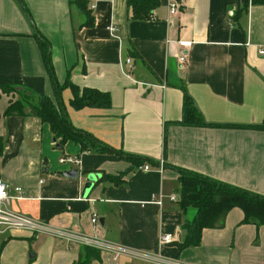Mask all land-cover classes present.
<instances>
[{"label": "crops", "instance_id": "0c3cea01", "mask_svg": "<svg viewBox=\"0 0 264 264\" xmlns=\"http://www.w3.org/2000/svg\"><path fill=\"white\" fill-rule=\"evenodd\" d=\"M22 1L28 16L16 0H0V83L53 97L37 31L50 44L60 86L110 97L107 109H74L64 88L70 123L143 161L81 152L73 142L60 149L47 123L4 116L9 97L1 96L0 180L13 196L9 209L49 231L5 234L0 264H73L84 246L100 251L92 264H150L157 252L178 264H264V224H241L238 208L204 229L197 247L180 249L181 226L193 211L184 214L170 201L179 199L175 168L264 196V129L247 127L264 123V5L158 0L152 19L132 21L126 0H83L94 19L83 26L69 0ZM171 5L178 6L174 15ZM183 92L212 126L177 123ZM61 156L79 158V165L59 164ZM144 165L148 171L138 170ZM71 169L77 178L62 175ZM89 174L97 180L84 198ZM160 234L173 240L160 246Z\"/></svg>", "mask_w": 264, "mask_h": 264}, {"label": "trees", "instance_id": "16d2710c", "mask_svg": "<svg viewBox=\"0 0 264 264\" xmlns=\"http://www.w3.org/2000/svg\"><path fill=\"white\" fill-rule=\"evenodd\" d=\"M16 1L28 16L23 1ZM250 3L264 5V0H250ZM69 4L83 16V26L93 25L94 19L87 9L85 1L69 0ZM126 4L130 20L147 21L153 18V12L159 2L158 0H126ZM33 37L39 46L42 61L53 89V97L44 94L35 95L27 88L0 83V97H9L3 115L6 117L12 115L32 116L38 118L42 123H47L60 149H63L67 142H73L80 146L81 152L94 149L103 154L116 153L136 163L135 166H139L143 159L116 151L70 123L61 96L64 88L67 87L72 92L70 106L74 109H107L110 107V97L108 93L90 88L80 89L70 83L60 86L57 83L51 62L50 44L37 31H34ZM177 123L189 127L212 126L204 121L193 101L185 92H183L182 117ZM247 127L264 129V123ZM175 169L179 174L180 182L179 208L184 214L187 210L193 211L192 217L185 219L181 226L180 249L197 247L201 242L202 231L222 223L227 213L234 208L243 212L241 224L256 226L264 224V196L180 168ZM105 179L114 184L121 183V179L115 177L106 176ZM93 261H100V251L84 246L80 248L78 259L73 264H92Z\"/></svg>", "mask_w": 264, "mask_h": 264}, {"label": "built area", "instance_id": "2783aa9c", "mask_svg": "<svg viewBox=\"0 0 264 264\" xmlns=\"http://www.w3.org/2000/svg\"><path fill=\"white\" fill-rule=\"evenodd\" d=\"M177 5H171L169 7V14L174 15L177 12ZM110 31H114V28H110ZM260 55L264 54L263 50H260ZM180 62L184 61V57H180ZM130 60L127 59L126 63H129ZM79 158L71 157V156H61L58 159V163L61 165H66L68 167H76L79 165ZM159 171H162L163 164L160 163L158 166ZM140 171H148L149 166L144 165L138 168ZM40 184L43 183L42 180L39 181ZM9 186L0 180V240L2 237L12 231H29V232H40V231H49L45 226L40 223H36L31 219L19 215L12 210L9 209V204L13 196L9 193ZM16 193V199H21V189L14 188ZM153 199V198H152ZM178 198L175 195L170 196V201L177 202ZM159 203V201L157 202ZM91 223L96 225L98 223L97 218L95 216L92 217ZM173 240V236L171 234H160L158 238V244L160 246L169 244ZM1 244V243H0ZM150 264H178L177 262L171 261L163 256L160 252H157L153 255V258Z\"/></svg>", "mask_w": 264, "mask_h": 264}, {"label": "water", "instance_id": "95a60500", "mask_svg": "<svg viewBox=\"0 0 264 264\" xmlns=\"http://www.w3.org/2000/svg\"><path fill=\"white\" fill-rule=\"evenodd\" d=\"M63 176L68 177V178H77L78 176V170L76 169H71L67 172L62 173ZM97 180V177L94 174H89L86 177V183L84 185L83 191H82V197H86L88 195V193L90 192L93 184L95 183V181Z\"/></svg>", "mask_w": 264, "mask_h": 264}]
</instances>
